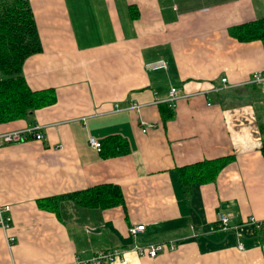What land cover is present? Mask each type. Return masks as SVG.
<instances>
[{
	"label": "crops",
	"instance_id": "obj_1",
	"mask_svg": "<svg viewBox=\"0 0 264 264\" xmlns=\"http://www.w3.org/2000/svg\"><path fill=\"white\" fill-rule=\"evenodd\" d=\"M28 1L42 50L23 75L32 90L53 88L56 101L0 123V135L33 126L44 134L0 146V205L11 217L0 227V264H78L135 243L174 249L129 251L111 264H264V85L249 82L264 70V43L228 31L264 18V0ZM160 58L166 69L145 68ZM171 87L174 116L163 121ZM109 135L128 152L104 157L90 146ZM223 156L233 159L215 180L182 182L180 168ZM107 183L123 204H39ZM221 213L231 226L253 216L261 228L220 229ZM137 224L144 229L132 237Z\"/></svg>",
	"mask_w": 264,
	"mask_h": 264
},
{
	"label": "trees",
	"instance_id": "obj_2",
	"mask_svg": "<svg viewBox=\"0 0 264 264\" xmlns=\"http://www.w3.org/2000/svg\"><path fill=\"white\" fill-rule=\"evenodd\" d=\"M228 31L241 42L260 40L264 43V18L232 26ZM41 50V41L29 1L0 0V123L26 118L33 110L55 103L53 88L32 90L23 75L25 59ZM159 111L163 121L174 116L172 105L166 102L159 104ZM260 134V152L264 157V128L260 130ZM100 144V152L104 157L128 152L126 140L117 135L105 137ZM232 159L233 156H223L180 168L181 180L190 187L211 182ZM63 198L99 208H110L123 204L124 201L120 187L107 183L52 196L39 204L41 207L53 209L55 203Z\"/></svg>",
	"mask_w": 264,
	"mask_h": 264
},
{
	"label": "built area",
	"instance_id": "obj_3",
	"mask_svg": "<svg viewBox=\"0 0 264 264\" xmlns=\"http://www.w3.org/2000/svg\"><path fill=\"white\" fill-rule=\"evenodd\" d=\"M145 68L152 71H159L167 68V62L164 59H156L145 64ZM222 82L226 81V78L221 79ZM250 83H255L258 85H264V70L259 72H254L249 80ZM178 94L177 89L175 87H171L169 90V98L167 101L170 105H173L177 100ZM140 106L138 104H131L127 109H134L139 111ZM150 124L145 125L141 131L145 132ZM29 136H32L36 140H43L44 134L40 130L38 126H33L28 130H18L12 132H6L0 135V146L8 143L21 142L28 139ZM90 146L96 150L97 152L101 151V144L98 140L93 137L89 138ZM10 207L7 204L0 205V227L3 229L9 228L11 225V217L10 215H2L3 212L9 210ZM218 226L220 229L228 230V229H242L246 225H251L255 230L261 228V223L256 220L253 216H250L246 221L239 225H230V217L228 214L221 213L217 218ZM144 229V224L131 225L128 227V233L132 237H136L138 233H140ZM237 230V231H238ZM239 235V232H237ZM237 235V236H238ZM239 237V236H238ZM13 238L10 237V240ZM237 246L242 249V242L239 241ZM168 249H174L173 245L167 246L165 243H149L147 245H140L138 243L133 244L130 249H121V248H105L97 250L92 257L88 260L80 261L78 264H111L115 261H122L126 252L133 251L138 256H149L151 258L157 256L159 253L166 251Z\"/></svg>",
	"mask_w": 264,
	"mask_h": 264
}]
</instances>
